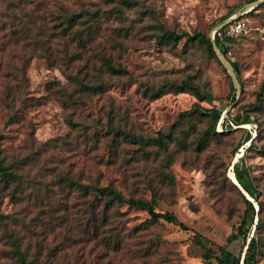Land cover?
<instances>
[{"label": "rangeland", "instance_id": "1", "mask_svg": "<svg viewBox=\"0 0 264 264\" xmlns=\"http://www.w3.org/2000/svg\"><path fill=\"white\" fill-rule=\"evenodd\" d=\"M25 1L0 0V153L16 175L10 189L0 190V264H9L8 233L23 231V222L31 227L53 218L62 204L72 229L57 261L48 264H215L194 243L197 233L211 241L213 254L225 245L241 264L242 239L226 237L244 214L250 234L257 217L244 212L229 184L235 180L230 164L242 154L257 178L263 228L264 0ZM69 15L68 33H58ZM229 16H243L247 31L227 42L225 54L215 47L209 56L201 43L184 38L173 44L155 37L164 28L209 35ZM15 17L22 36H14ZM106 61L123 72L110 71ZM186 76L210 98L189 90L154 93ZM80 83L98 87L84 90ZM195 102L221 110L217 134L206 132L204 117L183 113ZM256 102L255 121L232 123ZM112 125L150 138L167 134L166 146L138 149L113 138ZM246 131L253 143L234 149ZM63 175L82 184L110 183L125 197L153 198L156 211L172 212L184 227L149 221L144 209L113 203L99 233L83 234L91 225L86 201ZM47 199L53 214L39 209ZM46 231L52 232L48 243L59 242L53 232L60 227ZM256 264H264V255Z\"/></svg>", "mask_w": 264, "mask_h": 264}, {"label": "trees", "instance_id": "2", "mask_svg": "<svg viewBox=\"0 0 264 264\" xmlns=\"http://www.w3.org/2000/svg\"><path fill=\"white\" fill-rule=\"evenodd\" d=\"M23 1L26 2L25 0ZM121 1L125 3L129 2V0ZM72 19L73 15L65 16V21L67 22L65 23V25H63V29H60V32L58 33H64V31L67 29L66 27L69 26V23L70 21H72ZM19 21L20 20L18 17L13 18L11 21L14 36H22V31L24 30V28H22L21 30L20 27L22 24H20ZM61 24L62 23H57L55 24V26L58 27ZM155 37L158 39V41L164 43L172 42L174 44L181 38H184V40L186 41L201 43L207 55L209 56H215V47L222 54H225L228 49L227 42L232 38L223 37L221 39H218L215 37L213 40H211L209 38V35H205L199 30H192L190 32L181 30L177 32L172 29L165 28L157 32L155 34ZM227 61L229 62L231 68L237 73V65L233 61H230L228 59ZM106 65L107 68L112 72H123V69L119 65H112L108 61H106ZM80 85L83 86L84 90H93L95 89V87H98L97 84L91 86L80 83ZM165 89H173L175 91L189 90L198 99L203 97L208 99L210 98V94L206 90H200L198 85L194 83L189 76L182 78L178 83H170L167 86L161 85L154 91V93H163L164 91H166ZM231 98L233 99L232 96ZM248 109L250 111H244L242 114H240V116H233L232 123L239 124L243 122L255 121L253 120L254 118L252 112L256 109H259V104H257V102L250 104ZM220 111L221 110L216 108L215 106H211L210 108H203L195 102L193 103L192 107L188 108L183 113L188 116V118L190 115H195V117L199 118L204 117L207 122L206 132L209 131L212 134H217V131L214 130V123L220 116ZM109 130L111 131L113 138L117 139L119 137H122L127 142L136 143L138 149H140V147L152 144L160 147H165L166 138H168L167 134L161 133L151 138L148 136H142L140 135V133L134 131L133 129L130 128L129 130H126L120 125H112L109 127ZM253 138L254 136H251L250 133L246 131L245 134L235 142L234 149L240 146L245 141H248L246 147L250 146L253 143ZM230 165L232 175L240 188L231 179L229 180V184L233 189H235L241 201L243 202L244 212H252V214L256 215L257 219L253 224L250 234H248L249 227L246 225L247 217L245 216V214L241 216V218L235 225L234 230H232L229 236L226 237V242L240 237L244 243L241 264H256L259 257L261 255H264V226L262 228L261 224L258 221V216L263 205V199L260 196L262 194V190L258 186L257 178H255V176L251 174L249 166L243 163L242 154L236 157V159ZM9 168V165L5 162L3 155L0 153V190L10 189L12 187L11 185L16 181V175L11 172ZM60 179L67 186L72 184L75 185L81 197H83V199H85L86 201L87 212L89 213V219L87 223L91 225L90 227H87L86 225L83 227V234L88 233V231L99 233L100 227L103 226L106 220V211L113 203L128 204L131 206L140 207L147 212L149 221L163 219L165 221L173 222L180 225L181 227H184V225L175 217L172 212L156 211L153 208V198L145 199L132 196L125 197L110 183H106L102 186L82 184L74 182L65 175L60 177ZM241 189L250 196L251 200L244 195ZM255 204L257 205L256 210L254 209ZM39 205L42 206V208H39L42 213H44V209L48 214H53L52 211L55 210V206L50 199H47V203L45 205ZM60 209L61 213L56 214L53 218L42 219L39 224L38 222H36L31 225V227L23 222V231L8 233L5 236L7 244L9 245V250L5 254V256L8 258L9 264H48L47 261H49V258L57 261V255L60 256V254H58L59 249L64 248L61 243L68 239L67 234L72 229V225L69 223L66 217L68 205L62 204ZM0 220H2L1 215ZM53 225L60 227V229L62 230L61 232H53L56 235L61 236V239L59 240V242L48 243V237L46 233L49 234L52 232L46 231V229L47 227L50 228ZM108 237L109 236L105 234L99 236V238L102 240H107ZM50 239L53 240L51 237ZM193 240L194 243L203 250L202 256L204 258L213 257L215 259V264H238L239 254L233 253L225 245H218L217 254H213L211 248L212 243L206 237L197 233L194 235Z\"/></svg>", "mask_w": 264, "mask_h": 264}, {"label": "built area", "instance_id": "3", "mask_svg": "<svg viewBox=\"0 0 264 264\" xmlns=\"http://www.w3.org/2000/svg\"><path fill=\"white\" fill-rule=\"evenodd\" d=\"M247 31L246 19L243 16H229L216 25L210 32L209 38L234 37Z\"/></svg>", "mask_w": 264, "mask_h": 264}, {"label": "water", "instance_id": "4", "mask_svg": "<svg viewBox=\"0 0 264 264\" xmlns=\"http://www.w3.org/2000/svg\"><path fill=\"white\" fill-rule=\"evenodd\" d=\"M225 61H226V59H224ZM235 160V159H234ZM234 160H232V162L234 161ZM231 162V163H232ZM232 180V179H231ZM233 181V180H232ZM238 187H239V185L237 184V182H236V180L235 181H233ZM240 188V187H239ZM241 191H242V189H241ZM243 192V191H242ZM244 193V192H243ZM244 195L246 196V194L244 193ZM247 197V196H246ZM248 198V197H247ZM248 199H250V198H248ZM251 200V199H250ZM255 207H256V205H255Z\"/></svg>", "mask_w": 264, "mask_h": 264}, {"label": "bare ground", "instance_id": "5", "mask_svg": "<svg viewBox=\"0 0 264 264\" xmlns=\"http://www.w3.org/2000/svg\"><path fill=\"white\" fill-rule=\"evenodd\" d=\"M234 78V77H233ZM236 79L234 78V81H235ZM232 179V178H231ZM233 180V179H232ZM233 181H235V180H233ZM243 191V190H242ZM245 194H246V196L248 197L249 195L245 192V191H243ZM248 198H250V196L248 197ZM251 199V198H250Z\"/></svg>", "mask_w": 264, "mask_h": 264}]
</instances>
